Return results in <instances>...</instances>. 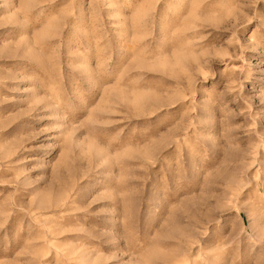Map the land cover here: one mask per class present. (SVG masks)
Listing matches in <instances>:
<instances>
[{"label": "rangeland", "instance_id": "374dc122", "mask_svg": "<svg viewBox=\"0 0 264 264\" xmlns=\"http://www.w3.org/2000/svg\"><path fill=\"white\" fill-rule=\"evenodd\" d=\"M0 264H264V0H0Z\"/></svg>", "mask_w": 264, "mask_h": 264}]
</instances>
